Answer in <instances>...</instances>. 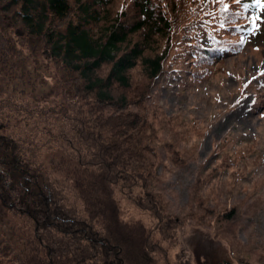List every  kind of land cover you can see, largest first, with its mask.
Segmentation results:
<instances>
[{"label":"trees","instance_id":"16d2710c","mask_svg":"<svg viewBox=\"0 0 264 264\" xmlns=\"http://www.w3.org/2000/svg\"><path fill=\"white\" fill-rule=\"evenodd\" d=\"M110 3L0 0V71L9 63L18 84L31 87L30 99L22 88L0 97V204L31 219L36 242L30 243L41 253L22 255L0 230V264H154L152 230L124 219L121 207L124 199L131 207L153 210L162 231L170 223L156 191L159 151L145 102L175 48L194 52L201 64L214 49L197 37L183 47L172 40L177 31L189 37L200 25L198 8L187 0H130L114 14ZM232 11L226 1L220 7L226 29L234 28ZM211 37L216 45L227 40ZM44 59L54 64L53 75H41ZM136 65L145 83H131ZM26 66L42 79L51 77L41 94L35 90L39 76L29 75ZM27 109L33 120L23 114ZM57 142L63 154V144L83 145L74 152L75 168L60 171L62 177L38 155ZM207 258L205 264H234Z\"/></svg>","mask_w":264,"mask_h":264},{"label":"rangeland","instance_id":"374dc122","mask_svg":"<svg viewBox=\"0 0 264 264\" xmlns=\"http://www.w3.org/2000/svg\"><path fill=\"white\" fill-rule=\"evenodd\" d=\"M129 1L111 0L108 12H119ZM184 1L178 0L179 4ZM187 1L200 9L198 33L205 45H211L209 36L227 38L221 40L226 44L237 39L234 30L219 22L221 0ZM252 4L255 23L250 22L248 12L237 19L241 43L221 48L219 55L214 46L205 64L196 63L194 52L175 48L166 71L149 91L144 108L154 117L152 144L159 151L156 191L170 223L162 231L153 210L131 207L124 199L121 207L124 219L140 220L152 230L157 240L154 264H197L196 259L205 264V255L212 263L227 259L234 264H264V5L256 8V0ZM233 7L244 11L240 0ZM187 39L178 31L172 40L183 47ZM3 64L8 68L0 71V97L22 88L30 99L31 87L18 84L17 70ZM41 64L45 67H40L41 75L54 74L53 63L44 59ZM27 66L29 75L39 76L35 90L41 94L52 79H42L39 71H32L33 62ZM129 74L134 85L146 79L140 65ZM120 92L113 91L115 95ZM29 112L23 114L33 120ZM82 147L70 149L63 144V154L57 142L51 148L43 147L38 155L62 177L60 171L75 168L79 156L74 152ZM84 153L80 156L85 160ZM33 228L29 217L0 204V230L29 257L41 254L31 239Z\"/></svg>","mask_w":264,"mask_h":264},{"label":"snow or ice","instance_id":"6c2138e0","mask_svg":"<svg viewBox=\"0 0 264 264\" xmlns=\"http://www.w3.org/2000/svg\"><path fill=\"white\" fill-rule=\"evenodd\" d=\"M237 2H239V0H237ZM256 3L257 4H262V3H264V0H256ZM245 7H247V5H245Z\"/></svg>","mask_w":264,"mask_h":264}]
</instances>
